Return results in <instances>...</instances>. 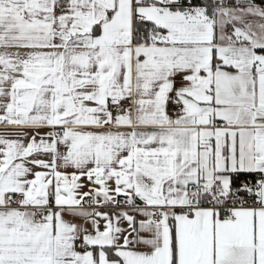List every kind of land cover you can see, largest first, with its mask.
I'll use <instances>...</instances> for the list:
<instances>
[{
	"label": "snow or ice",
	"instance_id": "1",
	"mask_svg": "<svg viewBox=\"0 0 264 264\" xmlns=\"http://www.w3.org/2000/svg\"><path fill=\"white\" fill-rule=\"evenodd\" d=\"M0 264H264V0H0Z\"/></svg>",
	"mask_w": 264,
	"mask_h": 264
},
{
	"label": "crops",
	"instance_id": "2",
	"mask_svg": "<svg viewBox=\"0 0 264 264\" xmlns=\"http://www.w3.org/2000/svg\"><path fill=\"white\" fill-rule=\"evenodd\" d=\"M15 129L5 128L3 126H0V135H10L14 133Z\"/></svg>",
	"mask_w": 264,
	"mask_h": 264
}]
</instances>
